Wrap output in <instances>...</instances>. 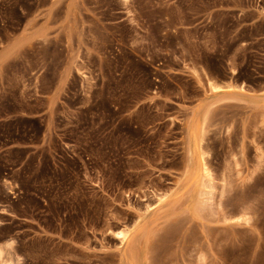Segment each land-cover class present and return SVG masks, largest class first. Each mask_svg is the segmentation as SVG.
<instances>
[{"label": "rangeland", "instance_id": "obj_1", "mask_svg": "<svg viewBox=\"0 0 264 264\" xmlns=\"http://www.w3.org/2000/svg\"><path fill=\"white\" fill-rule=\"evenodd\" d=\"M0 250L264 264V0H0Z\"/></svg>", "mask_w": 264, "mask_h": 264}, {"label": "bare ground", "instance_id": "obj_2", "mask_svg": "<svg viewBox=\"0 0 264 264\" xmlns=\"http://www.w3.org/2000/svg\"><path fill=\"white\" fill-rule=\"evenodd\" d=\"M168 26H169V25H168ZM217 87H218V86H215V88H217ZM196 137H197V136H196ZM199 138H200V137H199ZM194 140H195V139H194ZM198 141H200V140H198ZM201 141H202V140H201ZM192 142H193V141H192ZM193 143H194V142H193ZM197 144H199V143H197ZM194 145H195V144H194ZM201 146H202V145L199 144L198 147H197V148H199L200 150L202 149V151H200L199 153H201V152L204 153L205 151H203V147H201ZM191 147H192V146H191ZM193 149H194V148H193ZM199 149H198V150H199ZM203 153H201V154L203 155ZM201 154H200V155H201ZM204 155H205V154H204ZM201 158H202V161H203V162H202L201 160H200V161L202 162L203 169H204V170H207L208 168H206L205 157L202 156ZM201 158H200V159H201ZM125 230H126V229H125ZM127 231H128V230H127ZM119 235L122 237L121 240H122V239L125 240V238H127V237H126V235H127V232H126V231H119ZM127 236H128V235H127ZM1 255H2V251L0 250V256H1Z\"/></svg>", "mask_w": 264, "mask_h": 264}]
</instances>
